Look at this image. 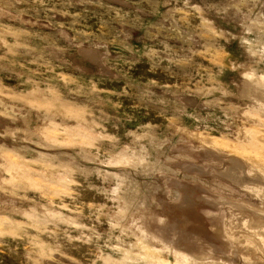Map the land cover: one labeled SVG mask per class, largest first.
I'll use <instances>...</instances> for the list:
<instances>
[{
    "label": "rangeland",
    "instance_id": "rangeland-1",
    "mask_svg": "<svg viewBox=\"0 0 264 264\" xmlns=\"http://www.w3.org/2000/svg\"><path fill=\"white\" fill-rule=\"evenodd\" d=\"M0 264H264V0H0Z\"/></svg>",
    "mask_w": 264,
    "mask_h": 264
}]
</instances>
